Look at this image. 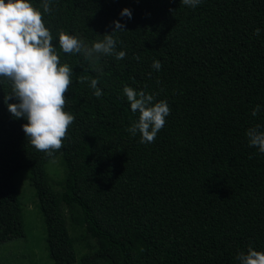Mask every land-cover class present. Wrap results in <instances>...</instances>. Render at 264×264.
<instances>
[{
  "label": "trees",
  "instance_id": "1",
  "mask_svg": "<svg viewBox=\"0 0 264 264\" xmlns=\"http://www.w3.org/2000/svg\"><path fill=\"white\" fill-rule=\"evenodd\" d=\"M28 2L72 70L64 110L75 120L47 156L28 143L27 121L4 103L11 85L0 83V247L27 239L17 184L27 172L54 264H239L249 247L264 252V153L246 135L264 131V0H50V15L42 0ZM117 20L126 25L115 34L122 60L92 64L59 48L61 29L90 46ZM125 85L167 101L155 142L126 131L139 112Z\"/></svg>",
  "mask_w": 264,
  "mask_h": 264
},
{
  "label": "clouds",
  "instance_id": "2",
  "mask_svg": "<svg viewBox=\"0 0 264 264\" xmlns=\"http://www.w3.org/2000/svg\"><path fill=\"white\" fill-rule=\"evenodd\" d=\"M202 0H181V4L192 8ZM44 13L51 14L50 0H42ZM121 18H132L130 9L121 12ZM111 34H105L90 46L75 35L59 31V48L65 54H82L92 64L99 62L101 56H114L117 60L125 58L124 51H116L115 34L124 31L126 25L119 20L113 22ZM260 29L255 35H260ZM134 59L139 60L136 56ZM152 67L159 71L162 64L154 60ZM72 70L65 63H60L53 44V36L43 22L42 13L28 0H0V83L7 81L11 93L5 94L4 103L10 114L16 119H25L22 125L28 143L37 151L52 156L62 148V141L67 138L69 126L75 117L66 112V93L71 81ZM89 80L86 76L79 78L80 83ZM99 80H90V87L97 98L103 91L97 86ZM133 112H139V119L133 122L126 131L136 136L140 134V143L155 142L157 134L164 128L166 117L170 115L167 101L153 103L154 95L145 91H136L127 85L123 88ZM15 99L16 103H9ZM260 111L257 105L252 110L256 116ZM260 126L250 128L246 135L249 146L258 148L264 153V131ZM236 259L239 264H264V252L249 247L247 254L240 252Z\"/></svg>",
  "mask_w": 264,
  "mask_h": 264
},
{
  "label": "rangeland",
  "instance_id": "3",
  "mask_svg": "<svg viewBox=\"0 0 264 264\" xmlns=\"http://www.w3.org/2000/svg\"><path fill=\"white\" fill-rule=\"evenodd\" d=\"M49 171L55 180H59L63 176V169L57 161L49 164ZM17 184L26 211L27 239L0 247V264H54L48 256L45 229L40 224L36 213L33 196L35 191L27 172H23L17 177ZM72 235L75 237L78 233L73 232Z\"/></svg>",
  "mask_w": 264,
  "mask_h": 264
}]
</instances>
